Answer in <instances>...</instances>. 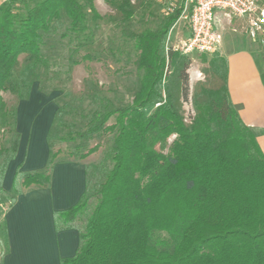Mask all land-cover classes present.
<instances>
[{"label": "trees", "instance_id": "obj_1", "mask_svg": "<svg viewBox=\"0 0 264 264\" xmlns=\"http://www.w3.org/2000/svg\"><path fill=\"white\" fill-rule=\"evenodd\" d=\"M93 2L0 0V129L8 127L13 134L8 156L0 162V182L19 142L2 93L25 98L28 90V84L15 77L19 56L24 55L34 71L41 65L51 72L42 53L43 33L63 11L74 45L68 69L103 58L95 47L102 16ZM107 2L114 23L129 21L145 6L142 0ZM182 9L181 3L168 10L154 28H123V37L137 51L139 81L131 102L102 98L82 130L66 131L79 145L94 140L97 146L110 136L111 167L88 212L91 195L86 185L75 205L54 214L57 229H79L76 253L62 264H264V153L229 98L226 60L212 54L204 69L206 79L197 81L189 96V56L172 47L163 51ZM108 47L113 56L115 43L109 41ZM83 82L87 96L101 99L89 78ZM188 96L195 114L187 120L182 106ZM148 105H154L150 113L145 112ZM48 146L43 169L15 172V191L50 184L57 154L51 143ZM82 216L81 227L77 221Z\"/></svg>", "mask_w": 264, "mask_h": 264}, {"label": "rangeland", "instance_id": "obj_2", "mask_svg": "<svg viewBox=\"0 0 264 264\" xmlns=\"http://www.w3.org/2000/svg\"><path fill=\"white\" fill-rule=\"evenodd\" d=\"M142 1L145 6L129 21L114 23L108 18L112 10L107 0H94V6L102 16L95 47L102 51L104 56L98 60L80 61L72 70L68 69L74 46L70 43L68 36L70 20L63 11H60L51 20L48 30L43 33L42 53L51 72L44 71L41 65L34 71L30 65L24 62V55L21 54L19 56V69L15 77L28 84L27 96L20 98L10 92L2 93L7 112L11 115L9 117L10 122L15 130L18 129L19 122V127L24 130V137L30 138L28 131L38 134L39 129H41L45 132L47 142L52 145L51 151L57 154L55 158L73 159L81 161L85 165L87 188L91 195L87 212L97 200V189L103 181V175L111 167L110 145L108 143L110 136L97 146H95L94 140L79 145L78 139L67 138L66 131L82 130L90 116L100 108L102 98H109L117 104L131 102L139 81L135 63L137 51L134 49L132 41L123 37V28L130 27L135 31L154 28L162 21L163 15L168 10L178 7L182 2V0ZM234 28L237 31L235 33L241 35L243 21L233 18L230 22L224 21L222 24L224 32L232 33ZM187 35V22L183 18H178L171 25L165 37L163 51L165 52L167 47H177ZM111 40L116 45L113 56L108 53V43ZM253 43L264 54V44ZM83 53L80 51L78 54ZM187 55L190 58L187 69L190 96L194 84L206 79L204 69L207 67V61L212 54L193 51ZM199 72L201 73L200 76L198 75ZM85 78H89L92 87L98 89L101 99H93L85 94L87 89L83 82ZM153 108L154 105H148L145 112L150 113ZM182 113L187 120L189 116L195 114L191 97L187 102H183ZM25 130L28 131L25 132ZM12 137L13 134L8 130V127L0 129V151L2 152L0 162H5L4 160L8 156L6 150L10 146ZM174 137V134L168 137L163 152H167ZM36 148L37 157L34 161L39 162L42 145ZM92 148L95 149L87 152ZM81 154H85V156L79 158ZM1 187L2 181L0 182V208L5 210L10 205V201L5 197ZM20 190L22 189L20 188ZM15 192L12 188L9 195L12 196ZM77 222L82 227L85 216H82Z\"/></svg>", "mask_w": 264, "mask_h": 264}, {"label": "crops", "instance_id": "obj_3", "mask_svg": "<svg viewBox=\"0 0 264 264\" xmlns=\"http://www.w3.org/2000/svg\"><path fill=\"white\" fill-rule=\"evenodd\" d=\"M222 31L223 41L216 53L227 63L229 98L264 153V54L253 42L261 43L243 31L241 35ZM16 131L18 148L1 180L5 197L13 201L5 210L0 208V264H62L76 253L79 229H57L54 214L79 201L86 190V167L81 161L55 158L47 187L32 184L10 196L15 172L43 169L50 155L41 129L38 134L27 130L30 138H25L18 122ZM41 145L40 160L35 162L36 147Z\"/></svg>", "mask_w": 264, "mask_h": 264}, {"label": "built area", "instance_id": "obj_4", "mask_svg": "<svg viewBox=\"0 0 264 264\" xmlns=\"http://www.w3.org/2000/svg\"><path fill=\"white\" fill-rule=\"evenodd\" d=\"M181 3L179 18L187 22L188 35L175 50L185 54L216 53L223 41L222 24L233 18L243 21L242 31L250 39L264 44V0H182Z\"/></svg>", "mask_w": 264, "mask_h": 264}]
</instances>
